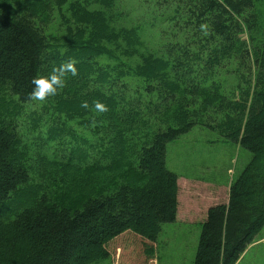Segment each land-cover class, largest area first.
I'll list each match as a JSON object with an SVG mask.
<instances>
[{
	"label": "trees",
	"instance_id": "16d2710c",
	"mask_svg": "<svg viewBox=\"0 0 264 264\" xmlns=\"http://www.w3.org/2000/svg\"><path fill=\"white\" fill-rule=\"evenodd\" d=\"M92 3L116 0H0V264H97L111 253L137 264L136 250L107 244L132 232L152 248L176 220L167 145L198 123L252 152L228 204L208 210L193 261L235 264L264 227V0H141L123 28L112 22L124 16ZM54 16L65 36L50 34ZM69 60L77 75L31 124L16 120L35 103L32 79ZM229 63L237 97L214 78ZM44 128L35 151L24 130Z\"/></svg>",
	"mask_w": 264,
	"mask_h": 264
},
{
	"label": "rangeland",
	"instance_id": "374dc122",
	"mask_svg": "<svg viewBox=\"0 0 264 264\" xmlns=\"http://www.w3.org/2000/svg\"><path fill=\"white\" fill-rule=\"evenodd\" d=\"M140 2L141 0H116L114 7L110 9L98 3H92L90 8L104 10L106 14L115 11L124 16L125 22L120 19L112 22L117 28H123L135 24L137 15L140 14L138 10ZM56 17L57 19L54 16L51 23L53 28L50 34L65 36V30L59 24V17ZM155 40L156 38L152 42ZM100 60L101 58L98 61ZM233 67V63L219 67L214 78L223 82L229 96L237 97L238 80L237 75L232 72ZM5 92L0 93V103ZM239 97L241 98L240 95ZM48 102L49 99L44 102L27 103L24 112L16 117V120L21 122L24 119L25 124H28L29 120L31 124V111L35 109L44 111ZM15 105L10 104L9 111L16 107ZM73 125L77 127L78 123L75 122ZM45 130V128L40 132L30 130L29 134L24 130L26 136L30 138L28 141L31 148L35 151L42 152L36 143L38 139H46ZM39 133L43 135L40 136ZM69 138L66 136V139ZM55 143L58 148H62L60 142ZM55 145H51L50 148L53 149ZM51 149H47L44 155L50 158ZM65 156L69 157L68 154ZM251 158L252 152L249 149L222 137L217 130L209 128L206 124H196L191 131L167 145L166 165L178 175L176 220L164 223L152 248L141 236L127 232L107 244L108 249L114 252L120 245L133 248L137 251V264H145V259H150L151 264H193L200 242L202 224L207 218L208 210L217 204H228L231 185ZM77 197L80 198L81 195ZM97 264H115L113 254ZM235 264H264V227Z\"/></svg>",
	"mask_w": 264,
	"mask_h": 264
},
{
	"label": "clouds",
	"instance_id": "9594fccd",
	"mask_svg": "<svg viewBox=\"0 0 264 264\" xmlns=\"http://www.w3.org/2000/svg\"><path fill=\"white\" fill-rule=\"evenodd\" d=\"M69 73H71L72 76L77 75V68L75 67L74 60H69L53 68L47 76L41 75L38 78L34 77L31 81L33 88L29 94V99L32 101L44 102L50 97L55 96L60 89L65 87L66 76ZM82 106L87 108V102L85 101ZM95 108L100 112L107 111V106L100 102H95Z\"/></svg>",
	"mask_w": 264,
	"mask_h": 264
}]
</instances>
